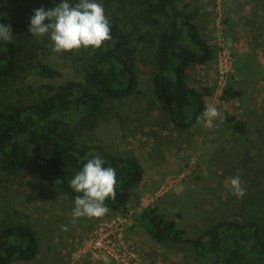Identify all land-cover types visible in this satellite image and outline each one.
<instances>
[{
	"label": "rangeland",
	"instance_id": "rangeland-1",
	"mask_svg": "<svg viewBox=\"0 0 264 264\" xmlns=\"http://www.w3.org/2000/svg\"><path fill=\"white\" fill-rule=\"evenodd\" d=\"M104 1L107 0H99ZM213 1L201 2L195 24L214 47V57L205 64L192 65L188 83L205 91V106L211 103L218 39L222 37L234 58L227 85L231 83L234 90L241 91V96L223 95L215 105L222 116L243 119L249 133L235 132L226 119L223 123L213 121L210 128L201 123L179 131L148 87L122 100H106L97 116L79 124L76 140L136 157L144 170L141 182L134 188L139 201L132 199L124 211L109 210L103 217H80L73 223L74 200L50 180L45 165L47 154L33 149L24 170H0V225L24 222L32 227L39 241V252L33 261L15 259L14 264H117L105 253L94 256L85 250L87 241L101 225L113 219L121 226L127 247L142 264L189 263L194 256L187 246L157 243L137 220L138 213L151 203H156L167 218L174 219L186 237L220 219H236L256 212L264 220V0H222L218 31ZM41 7V0H8L3 14L25 24L34 10ZM124 7L122 10L115 5L114 12L122 24L132 29L140 21L135 17L136 7L128 2ZM44 39L38 37V57L31 63L44 58L51 66L62 69L65 80L77 79L70 68L58 65L59 58L52 56L57 53L50 50L51 41ZM237 39L242 52L237 51ZM30 70L27 75L21 73L7 84H0V107L17 100H40L49 91L47 84L62 81L43 80L35 76V69ZM66 121L76 128L75 122ZM235 176L240 177L246 190L242 198L228 190V181ZM166 181L170 182L168 190L159 193ZM62 225H67L68 230L62 231Z\"/></svg>",
	"mask_w": 264,
	"mask_h": 264
},
{
	"label": "trees",
	"instance_id": "trees-1",
	"mask_svg": "<svg viewBox=\"0 0 264 264\" xmlns=\"http://www.w3.org/2000/svg\"><path fill=\"white\" fill-rule=\"evenodd\" d=\"M6 1L0 0V13ZM194 1L96 0L103 5L109 20L111 39L99 49L82 47L52 55L59 58L58 65L76 73L75 80H65L62 69L51 66L44 58L31 63L38 57L40 46L38 37L29 33L30 20L20 24L6 15L0 19V23L11 25L13 33L12 42L0 40L1 85L21 73L27 75L32 68L35 76L43 80L62 79L58 84H47L49 91L40 100H17L0 107V170H24L31 161V151L38 149L47 154L45 165L53 185L75 200L80 193L71 188L70 180L89 159L99 157L104 167L116 170L115 197L104 202L108 209L124 211L132 199L138 202L134 188L144 173L139 160L131 154L77 141L75 131L84 119L97 116L106 100H122L142 92V87L151 89L175 129L194 127L205 107V91L188 83L189 69L214 57V47L195 24ZM41 2L45 10H50L63 0ZM68 2L75 4L78 0ZM127 2L136 7L135 17L140 20L132 29L122 24L114 12L115 5L124 10ZM43 37L50 42L49 35ZM224 96L239 97L241 91L229 83ZM223 117L235 132L249 133L243 119ZM66 120L75 122L76 128H71ZM137 220L157 243L187 246L194 256L187 264H264V220L256 212L220 219L190 237L156 203L142 209ZM38 252V237L28 224L11 221L0 225V264H14L15 259L30 262Z\"/></svg>",
	"mask_w": 264,
	"mask_h": 264
},
{
	"label": "clouds",
	"instance_id": "clouds-1",
	"mask_svg": "<svg viewBox=\"0 0 264 264\" xmlns=\"http://www.w3.org/2000/svg\"><path fill=\"white\" fill-rule=\"evenodd\" d=\"M4 16L5 14L0 13V19ZM29 33L36 37L49 35L52 51L57 54L82 47L99 49L104 42L111 39L109 20L103 5L96 0H78L75 4L63 0L50 10L43 7L35 9L30 18ZM0 40L13 41L10 24L0 23ZM224 119L217 106L209 103L193 126L204 123L210 128L213 121L219 120L223 123ZM103 165L104 161L99 157L89 159L70 180L71 188L80 193L74 200L73 223L80 217H103L109 211L104 202L107 198L115 197L116 170ZM228 190L240 198L246 194L239 176L229 179ZM61 230L67 231L68 226L62 225Z\"/></svg>",
	"mask_w": 264,
	"mask_h": 264
},
{
	"label": "built area",
	"instance_id": "built-area-1",
	"mask_svg": "<svg viewBox=\"0 0 264 264\" xmlns=\"http://www.w3.org/2000/svg\"><path fill=\"white\" fill-rule=\"evenodd\" d=\"M214 13L217 31L221 28L222 20V0H214ZM234 58L231 49L225 44L222 37L218 39V53L216 59V82L215 88L210 95L211 103L216 104L224 95L227 87L228 78L233 67ZM170 182L166 181L160 186L158 192L168 190ZM117 219H121V215H117ZM125 220V218L123 219ZM94 237L87 241L85 250L97 256L99 253H105L117 264H142L134 251L129 250L126 241L123 238L122 228L117 224L116 220L112 222H104Z\"/></svg>",
	"mask_w": 264,
	"mask_h": 264
},
{
	"label": "crops",
	"instance_id": "crops-1",
	"mask_svg": "<svg viewBox=\"0 0 264 264\" xmlns=\"http://www.w3.org/2000/svg\"><path fill=\"white\" fill-rule=\"evenodd\" d=\"M204 0H195L193 3L195 4L196 6V9H197V14L198 12H201V9H202V3ZM239 1V0H237ZM235 42V45H236V48H237V51H241L240 50V43L238 42V39L237 40H234ZM242 52V51H241Z\"/></svg>",
	"mask_w": 264,
	"mask_h": 264
}]
</instances>
